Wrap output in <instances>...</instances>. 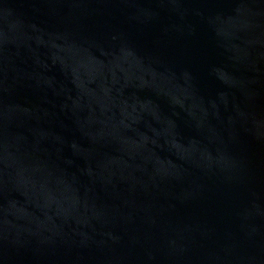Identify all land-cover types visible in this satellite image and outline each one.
I'll list each match as a JSON object with an SVG mask.
<instances>
[{
    "label": "water",
    "instance_id": "water-1",
    "mask_svg": "<svg viewBox=\"0 0 264 264\" xmlns=\"http://www.w3.org/2000/svg\"><path fill=\"white\" fill-rule=\"evenodd\" d=\"M0 264H264V0H0Z\"/></svg>",
    "mask_w": 264,
    "mask_h": 264
}]
</instances>
